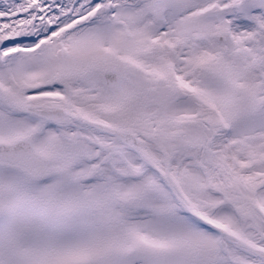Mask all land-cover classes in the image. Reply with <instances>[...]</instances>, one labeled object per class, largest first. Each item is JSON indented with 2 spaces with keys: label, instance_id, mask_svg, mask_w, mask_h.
Returning <instances> with one entry per match:
<instances>
[{
  "label": "snow or ice",
  "instance_id": "snow-or-ice-1",
  "mask_svg": "<svg viewBox=\"0 0 264 264\" xmlns=\"http://www.w3.org/2000/svg\"><path fill=\"white\" fill-rule=\"evenodd\" d=\"M0 264H264V0H0Z\"/></svg>",
  "mask_w": 264,
  "mask_h": 264
}]
</instances>
